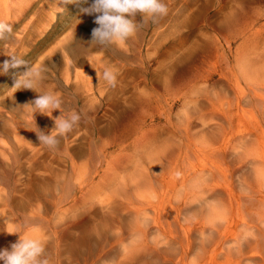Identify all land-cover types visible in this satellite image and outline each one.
<instances>
[{"label":"rangeland","instance_id":"374dc122","mask_svg":"<svg viewBox=\"0 0 264 264\" xmlns=\"http://www.w3.org/2000/svg\"><path fill=\"white\" fill-rule=\"evenodd\" d=\"M92 2L0 0L13 27L0 64L15 55L45 69L36 91L80 115L50 149L36 131L50 134L60 110L34 120L21 107L39 93L12 88L25 69L0 75V250L21 236L40 240L49 264H264V0H162L167 15L137 13L135 34L107 45L90 44L97 14L80 8ZM188 49L208 98L181 77L165 98ZM148 135L168 138L160 162L146 157Z\"/></svg>","mask_w":264,"mask_h":264},{"label":"clouds","instance_id":"9594fccd","mask_svg":"<svg viewBox=\"0 0 264 264\" xmlns=\"http://www.w3.org/2000/svg\"><path fill=\"white\" fill-rule=\"evenodd\" d=\"M64 3H77L80 0H63ZM87 4L88 0H82ZM83 14H97L94 21L98 27L92 30L91 43L107 45L112 43H124L136 32L135 16L141 14L143 19L150 18L156 22L158 18L167 15L168 8L162 0H93L89 7H81ZM12 25L0 21V41H8L12 38ZM10 59L0 64V75H7L10 69L23 67L24 71H17L13 74V86L16 91L30 89L35 92L38 84L43 80L45 69L31 67L21 58L15 55L8 56ZM103 78L110 85L115 86L116 75L109 69L103 70ZM39 93V92H37ZM61 100L52 93H39L33 101L23 105L21 108L31 110V116L40 113L51 117L54 110L61 112ZM35 120V119H34ZM80 121V115L72 113L65 117L61 115L55 119V127L50 134L39 130L36 131L40 144L50 149H55L59 145L57 137H63L73 130V127ZM55 132V135L53 134ZM179 175V174H177ZM11 232L9 234H15ZM0 260L4 264H49L45 257V248L38 239L21 238L8 249L0 250Z\"/></svg>","mask_w":264,"mask_h":264},{"label":"bare ground","instance_id":"6f19581e","mask_svg":"<svg viewBox=\"0 0 264 264\" xmlns=\"http://www.w3.org/2000/svg\"><path fill=\"white\" fill-rule=\"evenodd\" d=\"M15 4H17V3H15ZM5 6H7V5H5ZM204 14H205V9L200 10L198 12V14L195 15L191 19V22L190 23H193V22L197 21ZM237 20H238L237 17L230 19V21L232 23H235ZM183 23H184V25H189L190 24V23H188V21H184ZM231 24H229V26H228L229 28H232V25ZM210 44H211V46H212V44H214L212 38L209 39L208 42H205L203 44H200L199 43L197 45H199L200 51H202L203 53H206L210 49ZM192 62H196V59L194 58L193 53H192V51L190 49L184 51L183 53H181L180 56H178L175 60H173V62L169 66V73H168L167 80H165L164 83L162 84L163 87H164L163 89L165 91V95L163 97L168 98L172 94H175V93L179 92V89L180 88H175L174 87V84L181 77V79H180L181 82H182L181 87L183 89L189 90V91L190 90H193V91H191L190 94H194L195 95L194 97L196 99L197 98H203V97L208 98V95H209L208 94V90L202 88L207 83V78H204L203 76H201L198 73L197 74H194V73L191 72L192 69H191V65L190 64ZM182 76H186L188 78V80L187 81H184V80L182 81V78H183ZM188 98H189L188 101H185L184 104H183V107H185V108H186V106L188 104H190L191 101H193L195 99V98H192V97H188ZM161 102H162V100L160 101V105H161ZM161 111H162V109H161ZM191 111H196L197 113H199L200 110L193 109ZM163 114H164V112L162 113V115ZM143 116H145V115L143 114ZM165 117L167 118V121L170 123L169 115H166ZM201 118H202V114H201ZM138 123L137 122L130 123L128 125V128L125 130L124 134H126L129 137H132L134 134L138 133L139 130H140V125ZM144 123H145V121L143 122V124ZM166 139H168V138H163L162 137V140L161 139L160 140L159 139H155V137L154 138H150L149 135L146 138V140L148 142V145L150 146L149 149H151V150H148L147 151V153H146L147 156L146 157H147V159L149 160V162L151 164L154 161L160 162L161 161V154H162V152L166 151L170 147V144L169 145L167 144V140ZM155 141L157 143L153 144ZM168 142H169V140H168ZM135 146L137 147V145H135ZM145 147H147V145ZM168 151H169V149H168ZM137 165H140V163L138 162ZM262 200H264V199L262 198L261 201ZM259 242H260L261 246L263 247V244L262 243H264V241L259 240ZM258 253H260V252H258ZM260 255H261V259H262V261L264 263V254L263 255L260 254Z\"/></svg>","mask_w":264,"mask_h":264}]
</instances>
